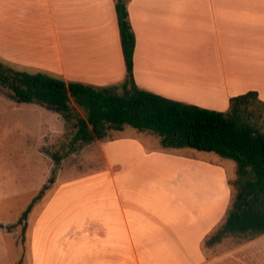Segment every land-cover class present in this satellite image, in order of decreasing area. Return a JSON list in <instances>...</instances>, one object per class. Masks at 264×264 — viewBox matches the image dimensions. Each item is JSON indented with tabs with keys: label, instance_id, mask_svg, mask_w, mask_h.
<instances>
[{
	"label": "crops",
	"instance_id": "1",
	"mask_svg": "<svg viewBox=\"0 0 264 264\" xmlns=\"http://www.w3.org/2000/svg\"><path fill=\"white\" fill-rule=\"evenodd\" d=\"M127 10L138 87L218 111L250 90L264 101V0H129ZM0 55L94 86L125 76L113 0H0ZM124 128L86 143L98 168L57 181L31 231L32 264H264V233L203 244L233 197L222 162Z\"/></svg>",
	"mask_w": 264,
	"mask_h": 264
},
{
	"label": "trees",
	"instance_id": "2",
	"mask_svg": "<svg viewBox=\"0 0 264 264\" xmlns=\"http://www.w3.org/2000/svg\"><path fill=\"white\" fill-rule=\"evenodd\" d=\"M125 76L119 85L94 86L46 72H28L0 61V89L17 103H34L70 118L71 101L84 115L76 118L72 142L89 143L110 130L131 126L159 138L164 148H193L235 161L236 192L224 221L203 244L227 235L253 238L264 233V119L257 122L264 101L254 90L229 98L228 109L218 111L173 100L137 86L133 76L134 32L129 0H113ZM119 86L121 92L114 89ZM54 175L48 181L53 182ZM48 187L44 185L36 197ZM34 199L19 221L30 212Z\"/></svg>",
	"mask_w": 264,
	"mask_h": 264
},
{
	"label": "rangeland",
	"instance_id": "3",
	"mask_svg": "<svg viewBox=\"0 0 264 264\" xmlns=\"http://www.w3.org/2000/svg\"><path fill=\"white\" fill-rule=\"evenodd\" d=\"M0 61L16 69L38 72L17 67L2 55ZM5 91L0 89V264H32L31 231L57 181H67L88 169L98 168L102 157L95 154V146L72 142L76 118L84 115L72 101L70 118L66 120L37 104L17 103L8 98ZM114 91L121 92V89L117 86ZM259 112L257 122L261 124L264 106ZM124 131L135 133L138 130L127 125ZM153 139L158 137L153 134ZM186 149L222 162L232 177L230 182L235 180L234 160L213 152ZM52 170L54 180L49 182ZM192 178L198 179V176L195 174ZM44 185L48 188L41 197H36ZM232 188L234 197L236 186ZM33 199L30 212L19 221Z\"/></svg>",
	"mask_w": 264,
	"mask_h": 264
}]
</instances>
